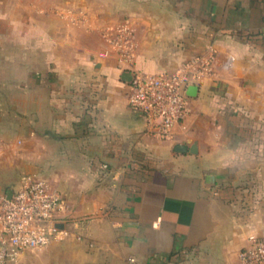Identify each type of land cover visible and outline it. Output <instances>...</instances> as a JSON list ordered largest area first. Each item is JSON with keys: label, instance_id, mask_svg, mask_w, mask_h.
Instances as JSON below:
<instances>
[{"label": "crops", "instance_id": "crops-1", "mask_svg": "<svg viewBox=\"0 0 264 264\" xmlns=\"http://www.w3.org/2000/svg\"><path fill=\"white\" fill-rule=\"evenodd\" d=\"M124 24L132 71L214 58L173 140L127 106ZM23 175L66 206L46 264H241L264 238V0H0V195Z\"/></svg>", "mask_w": 264, "mask_h": 264}, {"label": "built area", "instance_id": "built-area-1", "mask_svg": "<svg viewBox=\"0 0 264 264\" xmlns=\"http://www.w3.org/2000/svg\"><path fill=\"white\" fill-rule=\"evenodd\" d=\"M106 41L120 54L133 51L127 24L113 36L108 34ZM213 60V56L191 60L173 73L144 74L121 67L133 75L127 106L142 115L148 135L162 141L174 139V128L190 114L186 89L212 74ZM65 209L61 194L49 183L23 175L10 198L0 195V264H19L22 253L63 239L67 233L58 228L57 216ZM238 258L241 264H264V238L249 237Z\"/></svg>", "mask_w": 264, "mask_h": 264}, {"label": "rangeland", "instance_id": "rangeland-1", "mask_svg": "<svg viewBox=\"0 0 264 264\" xmlns=\"http://www.w3.org/2000/svg\"><path fill=\"white\" fill-rule=\"evenodd\" d=\"M115 56H116V60L118 61V64L120 67L127 66L125 68L134 69V63H135L134 57L135 56L133 53H122V54L117 53ZM120 58L124 61V63L120 64V61H119ZM44 249L35 250L32 253H29L28 255L23 257V259H21L20 264H46L47 262H45L44 259L47 257V255L44 253ZM50 264H53V263H50Z\"/></svg>", "mask_w": 264, "mask_h": 264}, {"label": "water", "instance_id": "water-1", "mask_svg": "<svg viewBox=\"0 0 264 264\" xmlns=\"http://www.w3.org/2000/svg\"><path fill=\"white\" fill-rule=\"evenodd\" d=\"M121 79L123 82H126L127 84H130L132 79H133V75L129 72H123L121 74ZM190 90V91H195L196 90V87H193V88H187V90ZM188 143L185 144V145H177L174 147V152L176 153H186V152H189V153H192V154H195L197 152V147H196V144L195 143H192L191 147H188ZM12 195V192L11 191H8L6 196L7 198H10Z\"/></svg>", "mask_w": 264, "mask_h": 264}]
</instances>
